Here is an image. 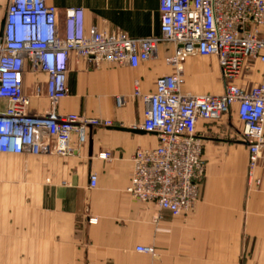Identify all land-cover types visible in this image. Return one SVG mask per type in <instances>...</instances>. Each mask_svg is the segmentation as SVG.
<instances>
[{"label":"crops","instance_id":"obj_1","mask_svg":"<svg viewBox=\"0 0 264 264\" xmlns=\"http://www.w3.org/2000/svg\"><path fill=\"white\" fill-rule=\"evenodd\" d=\"M8 0H0V30ZM56 8L59 29L65 10L81 8L84 28L121 31L131 37L160 35V0H45ZM174 46L159 44L156 53L133 68L86 60L68 62V94L60 114L78 113L110 120L112 126L140 129L143 104L133 96L137 85L152 92L159 76L170 74ZM182 90L220 94L216 56H187L181 62ZM260 64L251 75L259 81ZM46 75L23 74L28 113L42 115L50 103ZM125 98L117 107L115 99ZM6 102L0 100V111ZM234 112L215 122L200 121L205 164L200 197L192 212L172 217L125 192L136 149L157 145L154 133L92 126L87 140L68 156L0 154V264H264V152L248 175V150L239 139ZM107 152L109 158L100 157ZM97 176L89 186V174ZM90 219L95 221H89ZM151 247L152 253L137 248Z\"/></svg>","mask_w":264,"mask_h":264},{"label":"built area","instance_id":"obj_2","mask_svg":"<svg viewBox=\"0 0 264 264\" xmlns=\"http://www.w3.org/2000/svg\"><path fill=\"white\" fill-rule=\"evenodd\" d=\"M159 11L160 35L136 38L117 30H86L81 8L65 10L61 31L56 8L45 0H8L0 35V100L6 102L0 111V154L71 155L76 149L73 133L79 147L86 142L89 127L112 122L57 112L58 102L69 92V60L83 59L95 68L105 62L135 68L165 42L174 46L168 58L174 71L159 76L152 92L142 93L137 85L133 91L143 104L138 127L154 133L157 145L134 151L125 192L172 217L192 212L205 169L199 122L219 121L231 112L241 124L239 139L247 146L251 179L264 152V0H160ZM195 55L217 57L220 94L182 90L181 62ZM257 63L261 69L254 82L251 72ZM27 67L46 75L44 88L34 90L50 103L42 115L28 113L29 97L23 91ZM124 103V97H116L117 107ZM109 156L100 154L104 159ZM96 179L91 172L90 187ZM137 250L153 252L151 247Z\"/></svg>","mask_w":264,"mask_h":264},{"label":"water","instance_id":"obj_3","mask_svg":"<svg viewBox=\"0 0 264 264\" xmlns=\"http://www.w3.org/2000/svg\"><path fill=\"white\" fill-rule=\"evenodd\" d=\"M3 23H4V21L2 20L0 35L2 34ZM111 127L116 128V129H119V130L131 131V132H134V133H145V131L144 130H141V129L127 128V127H117V126H111ZM241 143L244 144V145H246L245 142H241Z\"/></svg>","mask_w":264,"mask_h":264},{"label":"rangeland","instance_id":"obj_4","mask_svg":"<svg viewBox=\"0 0 264 264\" xmlns=\"http://www.w3.org/2000/svg\"><path fill=\"white\" fill-rule=\"evenodd\" d=\"M181 67H182V65H181Z\"/></svg>","mask_w":264,"mask_h":264}]
</instances>
